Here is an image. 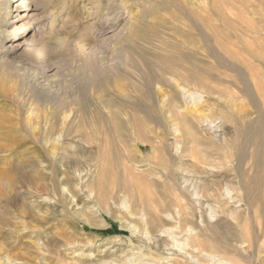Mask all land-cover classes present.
<instances>
[{
    "label": "rangeland",
    "instance_id": "1",
    "mask_svg": "<svg viewBox=\"0 0 264 264\" xmlns=\"http://www.w3.org/2000/svg\"><path fill=\"white\" fill-rule=\"evenodd\" d=\"M6 1L0 264H264V0Z\"/></svg>",
    "mask_w": 264,
    "mask_h": 264
},
{
    "label": "bare ground",
    "instance_id": "2",
    "mask_svg": "<svg viewBox=\"0 0 264 264\" xmlns=\"http://www.w3.org/2000/svg\"><path fill=\"white\" fill-rule=\"evenodd\" d=\"M11 1H13V3H11ZM99 1V2H98ZM30 0H7L6 3H5V8L7 9V12L10 11V5L14 6L15 7V11L19 10L20 13H17L16 16L18 17V19H21V18H30L28 20H24L20 25H17L13 31V34H12V44L8 46V48H10L11 50H14V53L17 54V51L19 48H21L23 45H22V40L24 39V36L26 33H28L30 30H41L42 27H39L40 25L37 24L39 20L37 19H31L32 17V14H29L30 10H32V7L30 5ZM94 7L99 11L101 8H102V2L100 0H97V1H94ZM204 10L207 9V4H206V1L203 2L202 6H201ZM35 10V8H34ZM209 10V9H208ZM227 10V9H226ZM236 13V12H235ZM232 17V16H231ZM239 21V20H238ZM96 22V21H95ZM223 22V21H222ZM228 22V20L226 21ZM233 23V22H232ZM37 24V25H36ZM241 24V23H240ZM225 25V24H224ZM229 25V24H228ZM231 26V25H229ZM236 28V27H235ZM228 30V29H227ZM232 30H234L235 32V29L233 28ZM221 35V34H220ZM241 36V35H240ZM230 37V36H229ZM227 40V39H226ZM229 41H230V38H229ZM247 42V41H246ZM235 43V42H234ZM25 44V43H24ZM35 45H38L40 44V41H35L34 42ZM47 45V44H46ZM204 46V45H203ZM237 46V45H236ZM205 47V46H204ZM204 47H203V51H201L200 53L203 54L205 56V51H204ZM249 48V47H248ZM253 48V47H252ZM210 49V48H209ZM208 49V50H209ZM228 49V48H227ZM250 49V48H249ZM207 50V49H206ZM259 51V50H258ZM229 52V51H228ZM251 52V51H250ZM230 53V52H229ZM240 53V52H238ZM257 53V52H255ZM253 53V54H255ZM259 53V52H258ZM212 54V52H211ZM237 54V53H236ZM207 55V53H206ZM210 54H208L209 56ZM256 55V54H255ZM258 55V54H257ZM248 56V55H247ZM254 57V55L252 56ZM206 58V57H205ZM205 58H202L205 60ZM262 59V58H261ZM245 60V59H244ZM238 61V60H236ZM247 61V60H246ZM252 62V61H251ZM264 62V61H263ZM0 63H2V60H0ZM248 63V62H246ZM243 64V63H242ZM245 65V64H244ZM252 66V64H251ZM254 67V66H253ZM256 69V68H255ZM258 69V68H257ZM181 72V71H180ZM188 73V72H187ZM261 73V72H260ZM189 74V73H188ZM258 74V73H257ZM255 74V75H257ZM262 75V74H261ZM260 75V76H261ZM259 76V75H258ZM252 77V76H251ZM262 79V78H260ZM254 80V79H253ZM259 80V78H258ZM256 80H254L255 82ZM259 85V84H258ZM257 85V87H258ZM256 86V84H255ZM228 87V86H227ZM256 88V87H255ZM181 89L182 90H185V93H184V96L186 95V89H185V86H181ZM188 89V88H187ZM260 89V88H259ZM181 90V91H182ZM258 90V89H257ZM261 91V90H260ZM263 91V90H262ZM183 92V91H182ZM231 94V93H229ZM262 94V93H261ZM183 96V97H184ZM193 96H194V93H193ZM192 96V93H188L187 96H186V99H189L188 100V103H190L192 101L191 104H195L197 103V101L195 100V96L193 97ZM235 96V95H234ZM198 104V103H197ZM194 106V105H193ZM194 111V110H193ZM47 118V116H46ZM43 121V120H42ZM50 122V121H49ZM54 122V121H53ZM51 123V122H50ZM53 127V125H51ZM46 131V130H45ZM48 131V130H47ZM54 132V131H53ZM50 133V132H49ZM51 135V134H50ZM47 137V135H46ZM62 161V160H60ZM59 176L61 178L63 177H66L67 176V171L63 170L62 167L60 168L59 172H58ZM34 190L35 192H38V189L37 187L32 189V187H29L27 188V193L28 194H31Z\"/></svg>",
    "mask_w": 264,
    "mask_h": 264
}]
</instances>
